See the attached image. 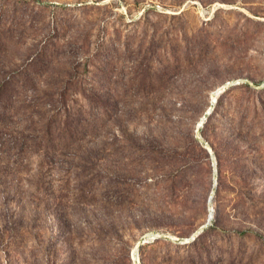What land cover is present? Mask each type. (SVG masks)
Returning a JSON list of instances; mask_svg holds the SVG:
<instances>
[{
  "label": "rangeland",
  "instance_id": "1",
  "mask_svg": "<svg viewBox=\"0 0 264 264\" xmlns=\"http://www.w3.org/2000/svg\"><path fill=\"white\" fill-rule=\"evenodd\" d=\"M0 264H264V0H0Z\"/></svg>",
  "mask_w": 264,
  "mask_h": 264
},
{
  "label": "trees",
  "instance_id": "2",
  "mask_svg": "<svg viewBox=\"0 0 264 264\" xmlns=\"http://www.w3.org/2000/svg\"><path fill=\"white\" fill-rule=\"evenodd\" d=\"M244 86L249 88L248 84H245ZM199 150L201 152L204 151L201 148H199ZM240 155L241 153L238 151L237 145L234 144L233 141H228L224 147L215 152V167L217 169L218 177L220 179L222 177L227 178L229 183L233 186L236 198L238 199L243 189L245 179L248 177V171L247 173L245 172L247 167L244 168L240 166V162L242 161L239 159ZM198 167L199 163L197 157L194 155L193 151L188 152V157L182 166V172L188 183L194 182L197 177ZM201 232H203V229ZM198 235L192 240V243H195L198 240Z\"/></svg>",
  "mask_w": 264,
  "mask_h": 264
},
{
  "label": "water",
  "instance_id": "3",
  "mask_svg": "<svg viewBox=\"0 0 264 264\" xmlns=\"http://www.w3.org/2000/svg\"><path fill=\"white\" fill-rule=\"evenodd\" d=\"M200 124H202V123H200ZM214 186H215V185H214ZM211 199H212V195L210 196L209 201H211ZM211 213H212V211H211ZM211 215H212V214H211ZM211 215H210L209 218H208V223H209V221H210V219H211ZM202 229H203V228H201L198 232H196L194 235H192L191 238H190V240H194V239L196 238V236L202 231Z\"/></svg>",
  "mask_w": 264,
  "mask_h": 264
},
{
  "label": "bare ground",
  "instance_id": "4",
  "mask_svg": "<svg viewBox=\"0 0 264 264\" xmlns=\"http://www.w3.org/2000/svg\"><path fill=\"white\" fill-rule=\"evenodd\" d=\"M211 215V214H210Z\"/></svg>",
  "mask_w": 264,
  "mask_h": 264
}]
</instances>
